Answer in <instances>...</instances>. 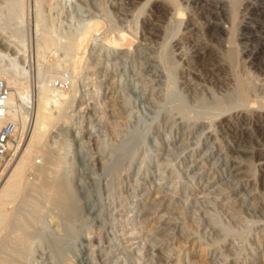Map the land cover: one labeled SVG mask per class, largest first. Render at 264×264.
Masks as SVG:
<instances>
[{
    "label": "rangeland",
    "instance_id": "rangeland-1",
    "mask_svg": "<svg viewBox=\"0 0 264 264\" xmlns=\"http://www.w3.org/2000/svg\"><path fill=\"white\" fill-rule=\"evenodd\" d=\"M262 13L264 0H0V77L10 68L34 95L50 63L59 61L61 74L73 58L95 68L77 78L75 100L84 107L74 101L46 133L64 158L74 214L68 220L47 205L30 221L17 264H264ZM95 21L78 50L61 46L66 30ZM45 38L51 45L42 50ZM62 55L71 56L66 65ZM169 56L175 71L164 64ZM242 74L257 101L208 116L211 99L232 93ZM61 85L70 90L68 80ZM29 116L20 119L23 139L0 184L29 138ZM39 158L31 153L25 179L37 181ZM232 163L248 173L238 176ZM18 199L7 198L5 208L19 207Z\"/></svg>",
    "mask_w": 264,
    "mask_h": 264
},
{
    "label": "bare ground",
    "instance_id": "bare-ground-1",
    "mask_svg": "<svg viewBox=\"0 0 264 264\" xmlns=\"http://www.w3.org/2000/svg\"><path fill=\"white\" fill-rule=\"evenodd\" d=\"M217 1L220 3L223 0H217ZM223 6H225L224 3H223ZM253 8H256V7L253 6ZM8 13H10V12H8ZM11 14H12V12H11ZM38 14H40V13H38ZM38 17H39V19L41 18L40 15H38L37 18ZM258 19H259V17H258ZM259 23L264 24V14L263 13H262V17L260 18ZM99 24H100V22H98V21L89 23L87 25H84L79 31H77V33H74V34L73 33L71 34V32L66 33V31H68V30H66L65 33L63 32L64 36H65V40L61 43V46H63L66 49H71V50L78 48L79 39L81 37H88L89 38V36L94 35L95 29L99 28L98 26H100ZM255 24H250V25L248 24L247 25L246 30L249 34L250 33L252 34L254 32L253 27L255 26ZM40 27L43 28L42 25ZM47 27L51 29L52 28L51 23H50V27L49 26H47ZM215 27L218 28L219 26L216 25ZM43 29H41L42 30L41 32H45L46 28L44 31H43ZM52 30H53V28H52ZM46 31L48 32L50 30H46ZM55 31H57V30H55ZM48 34H50V33H48ZM54 34H55V32H54ZM118 34L119 35H117V36L123 37L125 39L123 32L120 31ZM165 34H166V32H165ZM262 34L264 35V30L260 33L259 32L256 33V35H258V36H261ZM44 35H46V33L43 34V36ZM51 35H48V37ZM45 37H47V36H45ZM47 38H45V39H47ZM40 39H41V37H40ZM45 39H43V40L46 41ZM53 39H54V37H53ZM53 39H51V37H49L50 41L51 40L53 41ZM114 40H115V37H114ZM114 40L112 39V41H114ZM50 41H49L50 44L48 43L49 45L45 44V43H47V41L44 43V45H47V47L44 46L45 48H42V50L46 49V48H50V47H48L51 45ZM116 44H114V46ZM1 45H2V48H4V49L10 48V45L8 43H5V44L1 43ZM39 45H41V44H39ZM37 47H38V45H37ZM39 48L41 49L40 46H39ZM78 49H76V50H78ZM7 51L3 52L2 55L7 56L10 59V61H12V60L14 61L15 57H13V55H10ZM68 51H70V50H68ZM73 51H75V50H73ZM73 51H70V53L71 52L73 53ZM258 51L256 50L255 54H257ZM44 52L45 51H43V53ZM234 52H235V50H234ZM234 52H231L228 56V58H230L231 60L236 58V55H235L236 53L234 54ZM40 53H38V54H40ZM48 53H50V52H48ZM67 54H69V53H67ZM67 54H65V55H67ZM55 55H58V54H55ZM65 55H62V56L64 57ZM69 55H71V54H69ZM78 55H79V53H78ZM226 55H227V53H226ZM234 55H235V57H234ZM40 56H41V54H40ZM170 56L168 57L167 60L164 59L166 62L165 63L163 62V63L167 67V70L169 69L170 71H175L176 65L173 63V60H172L173 58H171ZM63 57L61 59L64 60V58H65V62H66V59H68L71 56H69L67 58L66 57L63 58ZM87 57H89V56H87ZM57 59H58V57H57ZM83 59H85V58H83ZM51 61L53 62L54 60H51ZM69 61L70 60H68V65H69ZM76 61H77V59H76ZM58 62L59 61H57V63ZM228 62H229V64L231 63L229 61V59H228ZM36 63H37V60H36ZM40 63H41V61H40ZM57 63L55 64L53 62L52 64L51 63L48 64V66L46 65L47 69L45 67H43L45 72H46V73L43 72V73H45L44 74L45 76L42 75V77L44 76V78H43L44 80L42 79V80L38 81L37 90L34 89L36 91L34 95H31V93L28 92L22 86V84H20V86H19V83H23V82H20V80H18L19 83L17 82V80H16L17 77L15 78L13 76V73H12L13 71L10 68L4 69L3 70L4 73L0 77L3 80H5L6 84L9 87L8 95H7V99H6V104L8 106V113H9L10 117L18 119L19 124H20L21 120L24 122V120H27L26 119L27 116L32 114V120H31L30 128H29L30 134H29V138L25 144V147H24L22 153L16 159L12 168L10 169V172L7 176V180L4 181L2 184H0V226H1L2 230L3 229L5 230V233L3 232L4 238L2 241H0V264H17V262L19 261V258L21 257V252H22L25 244H28L27 239H28L29 231L31 230L30 229V227H31L30 221L31 220L35 221L36 216H38V215L41 216L44 208L47 205H51V207L54 206L57 210V213L60 216H62V215L65 216L66 219H68V220H69V218H71L73 216L74 211H75L74 210V198H73L71 191L68 187L67 181L64 178V171H63V169H64L63 168L64 158L62 156H60L61 154L57 155L55 153V151L53 150V148L48 145V143L46 142V137H47L46 133L48 132V129L51 126L55 125V123L59 119H65L67 117V115H69L68 113H66V114L64 113V108L66 110V108L70 107L74 101L76 102V106H78V108H77L78 111L81 110L82 107H84V106H81V104L83 103V100L81 98L75 100V96H76L75 92L77 91L76 82L79 80V76L88 72L89 69L92 70L94 68V66H91L87 63L88 65L86 64L85 67H81V65L79 63H75L74 58H73L71 65L68 66L70 69L69 76H68V82H69L70 90L67 91L65 89L64 90L60 89V87L57 86L58 84H56V83L54 84L55 79H58L59 77L62 78L61 72L63 70V66H61L62 67V69H61V67H59L60 64L58 66ZM66 64H67V62L65 63V65ZM77 64H79V65H77ZM76 66H80L79 68L77 67L78 68L77 71H76ZM166 67H165V69H166ZM234 69H235V66H234ZM94 70H95V68L93 69V71ZM231 72H232V70H231ZM234 75H235V73H234ZM236 75H237V73H236ZM39 78H40V76H39ZM77 78H78V80H77ZM236 78L235 79L233 78L234 81L236 80L235 81L236 84L234 83L236 86H235V90L233 89L234 91L232 93L227 94V95L225 94L223 96L214 97L213 100L211 99L212 103L210 105V108L208 109V111H206L208 116L217 115V114L219 115L220 113L222 114L223 111L225 112L226 110H228L230 108L244 106L246 103H248L250 101V99L253 96H256V94H255L251 97V95H252L251 94V91H252L251 88L253 85L251 86L250 81H252V79L249 80L248 76L245 77L244 75L241 77H239V75H238ZM48 79L50 80V83L46 82V80H48ZM92 79H93V82L95 84L99 81V80L95 79V77H93ZM34 88H35V85H34ZM77 88H78V86H77ZM252 89H254V88H252ZM200 99H202V98H200ZM253 99H251V100H253ZM257 99H259V97ZM247 100H249V101H247ZM254 100L257 101L256 99H254ZM259 103H261V102H259ZM180 107H179V110H180L181 114L184 117L188 118V115H189L188 112L183 107L182 108H180ZM260 110H262V108H260ZM17 117H19V118H17ZM193 117H195V116H193ZM197 117L194 118V121H196ZM223 120L225 121V119H223ZM226 122H228V121L226 120ZM262 126H263V124L260 127H262ZM209 133H211V132H209ZM78 134L79 133H77V135ZM77 135L75 134L74 136H77ZM78 136H80V134ZM32 152H36V155H37V153H39V156H40V158H39L40 160L38 161L39 165H36L35 167H33V170L35 168L37 181H35V180L32 181V180H29L28 178L25 179L24 175H23L24 171L26 170V168L28 166V162L30 160V156H31ZM234 163H235V161H234ZM100 165H103V167H106L105 162H103ZM231 166H232L233 170L235 171V174H237L238 176L243 177V175L244 174L246 175V172L249 171L248 167H247V169H245L242 167V165H240L238 163H236V164L232 163ZM247 166H249V165H247ZM229 168H231V167H229ZM245 178H247V177H245ZM7 198H11L13 200L19 198L17 205H16L19 207H16L13 210L12 209H6L5 206H7V205L5 204V202H6ZM15 201H17V200H15ZM10 205H11V203H10ZM47 207H50V206H47ZM47 207L45 209H47ZM19 208H21V209H19ZM37 219H38V217H37ZM34 221H32V223ZM65 223H66V220H65ZM67 226H68L67 230L69 232L75 233L74 230L71 228L69 221L67 223Z\"/></svg>",
    "mask_w": 264,
    "mask_h": 264
},
{
    "label": "built area",
    "instance_id": "built-area-1",
    "mask_svg": "<svg viewBox=\"0 0 264 264\" xmlns=\"http://www.w3.org/2000/svg\"><path fill=\"white\" fill-rule=\"evenodd\" d=\"M68 76V72L63 73L58 84L65 83ZM8 90L9 87L5 80L0 78V174L5 165L9 163L10 155H14L23 139V128H21L18 119L10 117L8 113L6 104Z\"/></svg>",
    "mask_w": 264,
    "mask_h": 264
}]
</instances>
